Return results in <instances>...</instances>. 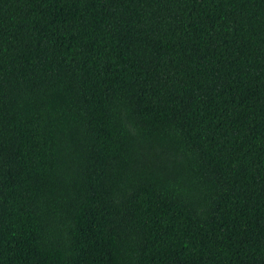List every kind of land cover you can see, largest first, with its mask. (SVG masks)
I'll return each mask as SVG.
<instances>
[{"label": "trees", "instance_id": "16d2710c", "mask_svg": "<svg viewBox=\"0 0 264 264\" xmlns=\"http://www.w3.org/2000/svg\"><path fill=\"white\" fill-rule=\"evenodd\" d=\"M0 264H264V0H0Z\"/></svg>", "mask_w": 264, "mask_h": 264}]
</instances>
